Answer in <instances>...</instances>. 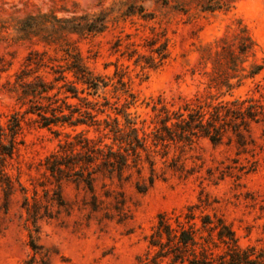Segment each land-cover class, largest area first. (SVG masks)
Instances as JSON below:
<instances>
[{
    "label": "rangeland",
    "instance_id": "obj_1",
    "mask_svg": "<svg viewBox=\"0 0 264 264\" xmlns=\"http://www.w3.org/2000/svg\"><path fill=\"white\" fill-rule=\"evenodd\" d=\"M130 2L0 0V25H10L0 32V123L4 124L11 114L22 113L25 109L19 108L15 100V76L23 71L24 82L39 76L50 83L55 77L50 69L64 68L69 63L65 52L70 57L77 55L93 76L107 83L105 89H99L96 96L88 98L96 104L93 110L84 102L69 98V94H66V103L79 113L96 114L97 109H103L114 118L116 111L123 110L131 101L129 95H132L135 100L127 112L133 118L138 117V122L146 120V125L152 117L151 100L160 97L168 106L174 104L176 107L178 97L193 99L196 94L203 93L205 78L199 74L197 65L199 50L234 29L237 21L246 27L256 46V63H264V0H236L228 11L215 13H201L191 8L189 14L158 9L154 0H137L138 6L155 13L153 20L125 15ZM101 11L108 19L102 33H64L54 38L51 45L35 38L26 39L13 28L17 21L29 16L45 14L56 19H70ZM164 43L165 60L149 68L146 63L150 57H155L150 47ZM133 50L136 54L128 60L126 55ZM34 52L46 68L36 70L26 66V58ZM138 55L142 58L135 64ZM66 77L74 81L70 74ZM256 82L264 84V69L235 89L232 97L224 99L245 96L254 90ZM64 84L55 83L51 94ZM75 87L82 88L79 84ZM58 97L62 99L64 95ZM105 103L107 105L103 106ZM70 111L66 109L64 113ZM117 117L122 122V118ZM72 130L66 125L47 130L34 123V117L25 116L20 135L22 145L8 162L6 172L18 180L26 193L15 185L16 191L9 197L5 212L0 191V264H24L31 256L30 239L48 253L50 264H136V258L146 250L145 237L155 225L156 217L161 213L181 212L187 205L196 203L201 193L216 201L213 207L231 226L242 247L253 246L264 252V125L251 126L252 145L245 153L238 154L230 135L216 146L199 139L190 148L171 149L168 160L179 157L184 172L167 170L144 194H138L133 185L123 186L120 191L125 197L126 216L121 223H117V217L105 219L102 210L91 212L90 195L81 186L65 180L60 183L65 207L58 209L45 202L44 191H49L50 196L56 184L45 173L43 161L65 141L64 134H72ZM55 131L62 134L57 136ZM75 131H84L88 137L97 136L94 128L81 126ZM157 167L164 168L162 161L157 162ZM112 188L119 191L114 185ZM95 191L102 196L100 181L95 183ZM33 196L39 202V213L43 215L46 207L51 215L35 225L27 220L23 208V197L31 203Z\"/></svg>",
    "mask_w": 264,
    "mask_h": 264
},
{
    "label": "trees",
    "instance_id": "obj_2",
    "mask_svg": "<svg viewBox=\"0 0 264 264\" xmlns=\"http://www.w3.org/2000/svg\"><path fill=\"white\" fill-rule=\"evenodd\" d=\"M128 1L131 2L125 15H137L144 20L155 18V13L138 6L137 0ZM235 1L154 0V3L158 9L189 14L191 8H197L201 13L228 11ZM107 22V14L102 11L70 19L40 14L17 21L13 28L26 39L35 38L51 45L54 38L64 33L100 34L106 29ZM8 26L0 25V32L7 30ZM255 47L240 21L212 44L202 46L197 65L199 74L205 78L203 93L196 94L193 99L178 97L179 105L176 107L174 104L168 106L160 97L151 100L152 117L147 125L146 120L138 122V117L133 118L127 112L135 100L132 95H129L131 101L123 106V110H117L114 118L105 114L103 109H97L96 114L89 111L79 113L66 103V94H69V98L84 102L93 110L96 104L88 98L107 87L104 79L93 76L77 55L70 57L65 52L70 58L69 63L64 68L50 69L55 76L50 83L39 76L24 82L25 74L21 71L15 76V100L19 108L25 109L22 113L11 114L4 124L0 123V191L5 212L9 197L16 191L15 185L23 194L26 193L18 180L6 172L8 162L22 145L20 135L25 116L34 117V123L47 130L65 125L73 129L72 134H64L65 141L43 161L45 173L56 184L50 196L49 191H44L45 202L58 209L65 207L60 194V183L65 180L81 186L90 195L88 207L91 212L102 210L105 219L117 217V223L126 216L125 197L120 191L123 186L133 185L138 194H144L155 181L163 178L167 170L184 172L179 157L168 160L171 149L181 151L190 148L199 139L216 146L230 135L235 140L238 154L245 153L252 145L251 126L264 125V84L256 82L254 90L245 96L231 100L224 97H232L235 89L263 71L264 63H256L254 59ZM150 52L155 57H150L146 63L148 67L161 65L166 58V43L150 47ZM135 54L133 50L126 56L131 60ZM140 58L138 55L134 63H139ZM25 61L27 67L33 66L36 70L47 67L35 52L30 53ZM66 74H70L74 81H68ZM59 82L65 84L51 94L54 84ZM119 83L124 85L121 81ZM75 84L82 88L78 90ZM59 95L64 97L60 99ZM79 95L84 96L79 98ZM66 109L71 110L69 114L64 113ZM76 113L79 115L74 117ZM117 116L122 118V122ZM81 126L94 128L97 136L88 137L84 131L76 132L75 128ZM54 134L59 136L62 133L55 131ZM158 161H162L163 169L157 167ZM97 181L101 182V197L95 191ZM113 185L119 191L113 189ZM31 200L30 203L27 197H23V208L31 224L35 225L44 217L51 218L46 207L43 215L39 213L40 206L35 196ZM213 204H216L215 200L201 193L196 203L187 205L181 212L159 214L145 237L146 250L136 258V264H264V252L253 246L242 247L231 226ZM29 246L31 256L24 264H50L49 255L42 247L36 246L31 239Z\"/></svg>",
    "mask_w": 264,
    "mask_h": 264
}]
</instances>
